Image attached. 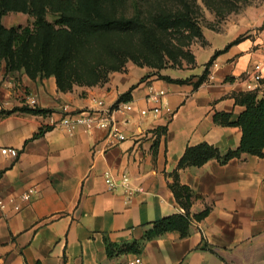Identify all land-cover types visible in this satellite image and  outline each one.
Masks as SVG:
<instances>
[{"label":"crops","instance_id":"0c3cea01","mask_svg":"<svg viewBox=\"0 0 264 264\" xmlns=\"http://www.w3.org/2000/svg\"><path fill=\"white\" fill-rule=\"evenodd\" d=\"M257 26L227 31L232 38L215 52L248 31L251 36L220 54L198 88L194 83L205 65L193 74L188 68L157 72L132 62L103 85H75L69 92L58 90L55 77L1 85L0 111L28 106L51 112L17 111L0 118V193L8 202L0 208V264H132L135 259L140 264H264V156L244 154L225 165L213 159L181 170V182L202 196L192 213L211 211L192 222L186 237L172 231L147 238L154 222L184 213L169 175L189 146L209 143L222 153L240 146L242 129L214 117L226 113L236 122L245 109L237 102L239 94L264 96V81L258 92L247 89V72L264 59V27L256 31ZM163 76L197 80L179 84ZM134 86L127 100L134 110L125 123L124 116H116L127 139L113 147L106 130L79 128L70 135L54 125L66 114L97 110L94 100L111 108ZM155 91L166 92L163 103L172 113H153ZM143 109L149 110L145 116ZM107 173L117 181L127 175L134 189L144 190L132 197L122 186L109 191ZM32 187L33 199L22 200ZM107 241L136 244L111 255Z\"/></svg>","mask_w":264,"mask_h":264},{"label":"trees","instance_id":"16d2710c","mask_svg":"<svg viewBox=\"0 0 264 264\" xmlns=\"http://www.w3.org/2000/svg\"><path fill=\"white\" fill-rule=\"evenodd\" d=\"M124 1L0 0V63L5 64L7 72L21 71L32 81L55 77L60 92L72 91L75 85H103L111 73L124 71L129 61L140 67L148 66L157 72L167 68V61L177 62L179 55L189 56L194 63L192 55L184 54L181 50L178 52V48L163 35L169 31L182 34L190 29L192 34L202 39L201 27L189 11L163 13L152 23L145 18V13L139 7H136L133 15L118 14L117 6ZM10 13L29 15L34 19L33 25L6 27L3 18ZM49 15L53 21L49 20ZM135 37L138 43L134 42ZM245 39L241 35L225 49L216 51L205 64V71L194 83V87L198 88L207 78L210 67L220 54ZM163 78L179 84L192 80ZM134 88L136 86L123 94L117 103L129 100ZM237 102L245 109L236 122H231V115L226 113H217L214 118L219 124L236 125L242 129L240 146L226 153L209 143L186 149L177 169L169 175V186L184 213L154 222L148 239L172 231H179L186 237L192 222L202 221L211 211L208 207L200 213H192L194 202L202 199V196L181 182V170L202 167L213 159L225 165L244 154L264 156V96L241 93L237 96ZM17 111L35 115L51 112L49 109L24 106L0 111V118ZM49 129H42L33 139L39 138ZM135 244L115 245L107 241V249L112 255L115 250L119 253L130 251Z\"/></svg>","mask_w":264,"mask_h":264},{"label":"rangeland","instance_id":"374dc122","mask_svg":"<svg viewBox=\"0 0 264 264\" xmlns=\"http://www.w3.org/2000/svg\"><path fill=\"white\" fill-rule=\"evenodd\" d=\"M136 7H139L150 22H155L156 17L163 13L190 12V15L199 23L203 32L200 39L186 29L182 34L164 32V36L184 54L192 55L191 58L179 55L177 62L167 61V68L177 70L191 69L193 74L199 73L208 61L209 55L215 54V49L232 38L233 34H227L229 29L246 31L257 26L256 31L264 27V0H126L117 6L118 14L133 15ZM53 21L51 15L48 16ZM34 19L27 14L10 13L3 18L6 27L32 26ZM254 30V29H253ZM251 31L242 36L250 37ZM134 42L139 40L134 38ZM190 53V54H189ZM196 55L198 63L196 60ZM129 61L128 63H130ZM148 67V66H146ZM150 68V67H149ZM27 77L23 72H7L4 63H0V86L23 85V78ZM193 77V76H192ZM28 78V77H27ZM197 80L193 77L192 80Z\"/></svg>","mask_w":264,"mask_h":264},{"label":"built area","instance_id":"2783aa9c","mask_svg":"<svg viewBox=\"0 0 264 264\" xmlns=\"http://www.w3.org/2000/svg\"><path fill=\"white\" fill-rule=\"evenodd\" d=\"M246 79H249L247 89L251 92H258L260 86L264 81V59L262 62L255 63L252 68L247 72ZM166 96L165 91H155L151 95V100L156 104L152 109L154 114H159L163 109L168 113H172L168 103H163V98ZM98 109L90 112H79L66 114L60 121L54 122L55 126L61 127L70 135H74L79 128H82L86 132H91L95 129L107 131L108 144L113 147L120 142L127 139L125 133L117 127L118 121L117 115L124 116L123 122L125 123V116L134 110L133 104L130 101H121L115 104L113 107H106L103 100H94ZM36 101L31 100V105L35 106ZM149 113L148 109L141 110L143 116ZM7 149L3 150V153H7ZM106 184L109 191H115L118 187L122 186L128 197H132L136 192H141L144 189L139 187L134 189L131 186L130 178L124 175L121 181H117L110 173L106 174ZM36 194L34 187L28 189L23 195L22 200L31 201ZM10 202H14V199H10ZM8 202L6 198L0 193V208L6 209ZM141 259H135L132 264H140Z\"/></svg>","mask_w":264,"mask_h":264}]
</instances>
